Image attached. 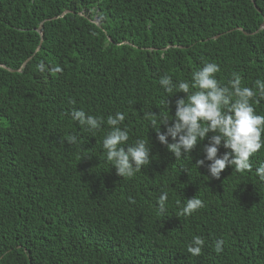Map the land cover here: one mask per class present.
<instances>
[{
  "label": "trees",
  "instance_id": "obj_1",
  "mask_svg": "<svg viewBox=\"0 0 264 264\" xmlns=\"http://www.w3.org/2000/svg\"><path fill=\"white\" fill-rule=\"evenodd\" d=\"M263 22L264 0H0V264H264V148L251 172L229 166L215 180L203 151L212 133L179 160L156 135L187 99L166 93L163 77L191 83L215 63L222 86L233 74L253 90L264 82ZM253 107L264 116V100ZM73 111L105 123L89 132ZM118 112L122 147L150 148L131 179L102 149ZM227 151L222 142L217 159ZM194 197L204 207L177 217ZM194 237L199 257L187 253Z\"/></svg>",
  "mask_w": 264,
  "mask_h": 264
},
{
  "label": "clouds",
  "instance_id": "obj_2",
  "mask_svg": "<svg viewBox=\"0 0 264 264\" xmlns=\"http://www.w3.org/2000/svg\"><path fill=\"white\" fill-rule=\"evenodd\" d=\"M38 70L43 72L44 65L40 64ZM219 71L217 64L208 63L201 70L192 73L191 83L173 84L170 77L161 78L159 84L166 93H184L187 99L177 100L173 126L167 127L166 134L160 132L161 126L158 131L155 130L158 143L165 146L176 160L190 155L197 144L212 133L209 145L203 151L206 160L211 162L207 170L215 180H219L221 173L229 166L237 174L251 172V158L264 148V116L256 115L253 107V103L259 104L264 100V82L257 80L253 90L242 87L240 76L233 74L228 85L222 86L215 78ZM53 72L62 73V70L56 67ZM70 115L73 121L89 132L98 131L105 123L103 119L87 116L83 111H73ZM156 117L152 112L144 115V119L151 121L153 129L156 128ZM124 120L125 116L119 112L114 117L107 118L106 124L110 131L103 139L102 149L106 153V161L115 168L116 175L131 179L151 163L150 148L143 140H137L134 146L127 147L126 150L122 147L129 140L127 129L121 130L120 127ZM168 123L169 121H165L162 125L167 126ZM169 137L173 141L171 144L167 142ZM66 142L68 145H75L77 138L69 136ZM222 142L228 151L217 159ZM195 166L203 167L204 161H197ZM255 175L264 183V164L256 169ZM167 199V194H163L157 201L161 214L166 210ZM177 207L181 208L179 201ZM203 207L202 200L196 197L188 199L177 217H191ZM222 245L223 241H217L214 245L217 254L222 253ZM204 246L202 238L194 237L187 246V253L192 257H199Z\"/></svg>",
  "mask_w": 264,
  "mask_h": 264
},
{
  "label": "water",
  "instance_id": "obj_3",
  "mask_svg": "<svg viewBox=\"0 0 264 264\" xmlns=\"http://www.w3.org/2000/svg\"><path fill=\"white\" fill-rule=\"evenodd\" d=\"M251 2H253V0H251ZM264 23V22H263Z\"/></svg>",
  "mask_w": 264,
  "mask_h": 264
}]
</instances>
